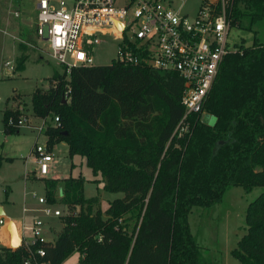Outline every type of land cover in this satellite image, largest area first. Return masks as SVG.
Listing matches in <instances>:
<instances>
[{
    "label": "trees",
    "instance_id": "16d2710c",
    "mask_svg": "<svg viewBox=\"0 0 264 264\" xmlns=\"http://www.w3.org/2000/svg\"><path fill=\"white\" fill-rule=\"evenodd\" d=\"M226 2L231 26L254 37L220 66L203 106L213 125L192 114L179 135L183 81L174 72L111 62L54 72L48 89L33 91V115L59 119L45 132L49 147L65 143L70 159L84 158L102 176L104 191L123 194L102 212L98 196L85 198L82 177L43 179L48 204L59 187L67 210L54 242L43 246L44 261L62 264L78 253L77 264H208L190 229L192 209L210 210L233 187L264 189V42L254 30L264 22V0ZM26 60H17L16 72ZM10 116L18 112L3 111L5 135L19 132L7 126ZM11 160L0 156V167ZM245 225L231 256L264 264V192L247 206ZM25 254L0 247V264H22Z\"/></svg>",
    "mask_w": 264,
    "mask_h": 264
},
{
    "label": "built area",
    "instance_id": "2783aa9c",
    "mask_svg": "<svg viewBox=\"0 0 264 264\" xmlns=\"http://www.w3.org/2000/svg\"><path fill=\"white\" fill-rule=\"evenodd\" d=\"M176 3L180 5L175 7ZM184 6L183 0H35L26 19L32 25L27 37L30 34L36 43L24 39L18 42L44 52L61 68V73L69 75L73 68L95 66L93 51L105 37L119 38L112 62L174 72L182 79L185 113L178 126L180 135L186 131L185 122L190 115L197 114L203 121V106L224 58L240 52L238 44L228 39L235 28L225 13L226 0H201L191 15L182 13ZM22 15L20 10L12 11L14 19ZM12 39L17 38L12 35ZM14 66L4 63L9 73H14ZM17 112V118L7 119L8 127L19 131L28 128L36 132V139L40 135L47 138L46 144L36 142L30 153L36 165L34 176L47 179L54 155L45 132L58 128L59 119ZM37 202L43 206L45 217L63 216L48 204L45 195L38 197ZM22 229L29 233L20 244L26 253L22 264H50L43 260V246L54 241L46 237L44 221L35 218Z\"/></svg>",
    "mask_w": 264,
    "mask_h": 264
},
{
    "label": "rangeland",
    "instance_id": "374dc122",
    "mask_svg": "<svg viewBox=\"0 0 264 264\" xmlns=\"http://www.w3.org/2000/svg\"><path fill=\"white\" fill-rule=\"evenodd\" d=\"M34 1L0 0V154L12 158V161L5 162L0 167V202L8 201L11 203L6 206V210L17 224L19 222L22 232L24 225L30 224L34 218H38L47 222L48 232L45 233L46 237L53 239L56 235L54 228L58 232L62 227V223L57 218L45 217L41 212L43 206L38 204L37 199L44 194L43 179H38L33 174L32 176L29 174L28 178L33 177V182L25 180L27 172L36 167L30 156L31 149L36 142L46 144L47 138L40 135L35 141L36 132L28 128L7 135L6 138L1 132L4 110H19L23 114H31V95L33 91L36 88L48 89L54 72L61 73V68L50 60L44 52L18 42V39H24L36 43L30 34L27 37L29 31L27 29L32 25L26 19V15L31 14L33 11ZM183 1H185V7L182 13H189L190 15L194 13L201 2V0ZM179 5V3H176L175 7ZM14 10L21 11L23 15L20 19L12 17V11ZM254 30L256 31L257 40L264 42V22L258 23ZM12 35L17 39L13 40ZM253 37L254 34L251 32L232 29L228 39L232 44H239L241 40H244L245 46H250ZM118 39L105 37L101 46L95 48L92 54L95 66H106L112 62L117 50ZM21 45L24 48H21ZM22 56L27 57L25 68L16 72V62ZM7 61L15 65L14 73H9L4 67V63ZM211 118L213 117L205 113L202 120L209 125ZM51 151L54 155V162L51 165L52 170L47 179L55 177L63 180L69 177H82L85 181V198L98 196L102 212L107 209L110 201L123 197L121 193L104 191L102 176L99 174L93 176L91 169L86 166L84 158L75 156L70 159L68 146L65 143H54ZM72 163L73 168L71 169ZM59 185L61 187V184ZM6 190H8V196L5 194ZM60 190L59 187L55 190L56 203L52 206L53 209L60 210L64 215L67 210L60 204ZM262 192H264L263 188H254L251 192L246 193L240 187H233L224 194L222 201L210 210L192 209V213L189 215L190 229L196 237L203 257L208 264H239L231 256V251L246 232L245 212L247 206ZM14 226L17 231L15 223ZM1 227L2 225H0V233ZM24 233L29 235L28 232L24 231ZM78 259L79 254L73 253L62 264H77Z\"/></svg>",
    "mask_w": 264,
    "mask_h": 264
},
{
    "label": "crops",
    "instance_id": "0c3cea01",
    "mask_svg": "<svg viewBox=\"0 0 264 264\" xmlns=\"http://www.w3.org/2000/svg\"><path fill=\"white\" fill-rule=\"evenodd\" d=\"M185 7V6H184ZM198 8V7H197ZM197 8L194 10V12L197 10ZM184 9V8H183ZM1 132H3V125H2V127H1ZM3 134H4V132H3ZM4 136H5V138H6V136L7 135H5L4 134ZM35 141H37V139L35 140ZM61 143H63V142H61ZM64 144V143H63ZM32 150V149H31ZM31 152V151H30ZM0 156L1 157H3V158H10L9 156H3L2 154H0ZM31 156V155H30ZM32 157V156H31ZM10 159H12V158H10ZM12 161V160H11ZM32 162H33V164H35L34 163V160H33V158H32ZM5 163V162H4ZM73 163L71 164V169L73 168ZM35 169V168H34ZM34 169H32L31 171H28L27 172V174H26V178H25V180H28V181H31V182H33V179L31 178V177H29L28 178V175L30 174V176H32V174L34 175ZM73 178H77V177H73ZM51 180H59L58 178H55V177H53V178H50ZM66 179V178H65ZM59 181H61V180H59ZM5 194L8 196V190H6L5 191ZM45 195V188H44V194L42 195V196H44ZM9 204H11L10 202H8V201H4V202H0V208H1V211H2V214H0V220H2L3 222H4V224H2V227H1V233H0V247H5V248H10V242H11V235H10V233H9V231H8V228H7V225H8V223H9V221L10 220H12V222H14L15 224H16V227H17V234H18V237H19V239H20V244H22V241H23V239L24 238H26V239H28V237H29V235H27L26 233H24V230H23V232H22V230L20 229V224H19V222H18V224H19V226H18V224H17V222H15L12 218H11V215L10 214H8V212H7V210H6V206L7 205H9ZM6 219V221H4ZM35 219V218H34ZM33 219V220H34ZM32 220V221H33ZM7 223V224H6ZM32 223V222H31ZM30 223V224H31ZM45 223V233H47L48 232V228H47V222L45 221L44 222ZM6 224V225H5ZM30 224H26V225H30ZM52 228H54V227H52ZM62 228V227H61ZM54 230H55V232L56 233H58L57 232V230L54 228ZM26 232V231H25ZM52 241H54L55 240V236L53 237V239H51ZM77 263H78V260H77Z\"/></svg>",
    "mask_w": 264,
    "mask_h": 264
},
{
    "label": "water",
    "instance_id": "95a60500",
    "mask_svg": "<svg viewBox=\"0 0 264 264\" xmlns=\"http://www.w3.org/2000/svg\"><path fill=\"white\" fill-rule=\"evenodd\" d=\"M213 123H214V118H211L209 125H212ZM0 214H2L1 208H0ZM7 228H8V231H9L10 235H11L10 248H12V249L19 248L20 247V239L18 237V234H17L16 228L14 226V223L12 221H10L8 223V227Z\"/></svg>",
    "mask_w": 264,
    "mask_h": 264
}]
</instances>
